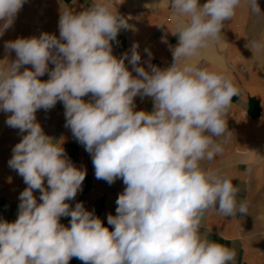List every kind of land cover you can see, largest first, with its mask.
<instances>
[{"label":"clouds","instance_id":"obj_1","mask_svg":"<svg viewBox=\"0 0 264 264\" xmlns=\"http://www.w3.org/2000/svg\"><path fill=\"white\" fill-rule=\"evenodd\" d=\"M25 3L0 0V36L13 27ZM241 3L170 0L177 20L167 29L178 44L165 69L139 66L137 43L130 58L112 54L110 42L129 27L112 0H92L78 13L66 6L59 38L44 32L5 42L16 59L0 64V111L11 113L8 126L27 133L9 160L27 187L19 196L17 219H0V264H69L73 257L83 264H232L235 251L209 241L201 220L209 210L226 217L247 214L248 205L238 203L239 189L230 178L202 162L222 153L216 138L231 134L225 117L239 89L225 74L190 61L220 38ZM249 3L261 14L257 0ZM145 7L155 9L158 2ZM252 47L264 49V43L253 41ZM25 65L31 69L21 71ZM45 73L49 78L42 81ZM138 95L152 98V112L135 110ZM58 101L65 108V127L92 156L96 178L109 184L122 178L126 186L116 215L107 216L113 230L82 202L74 208L67 202L82 189L86 170L69 160L63 138L49 137L36 120L37 110ZM69 216L66 227L60 219Z\"/></svg>","mask_w":264,"mask_h":264},{"label":"crops","instance_id":"obj_2","mask_svg":"<svg viewBox=\"0 0 264 264\" xmlns=\"http://www.w3.org/2000/svg\"><path fill=\"white\" fill-rule=\"evenodd\" d=\"M154 2H158L157 8L145 7ZM206 2L207 0H199L201 5ZM30 3L36 14L40 11L43 13L42 24L49 25L50 34H54V31L59 33L61 10L67 6L78 13L89 7L92 0H31ZM112 3L113 9L117 8L118 13L129 25L119 31L116 40L110 42L112 54L120 58L128 53L130 58L132 45L137 43L141 56L139 66L144 67L146 71H150L149 64L161 69L170 67L173 63L171 48L178 44V37L167 29L177 20L170 8V0H112ZM242 9L243 3L236 9L234 17L225 21L220 38L208 48L202 49L199 56L193 57L190 62L197 63L200 68L225 74L239 89L225 117L227 130L231 134L216 138L223 151L211 162L203 161L202 167L218 171L230 178L239 189L238 203L245 202L248 205V213L226 217L217 211L209 210L201 220V232L209 241H216L235 251L236 257L232 264H264V93L254 77L250 80L243 79L239 71L240 61L246 50L241 33ZM27 22L34 24L33 21ZM229 31L239 32L242 43H236V37L233 38ZM162 37H166L167 43L162 42ZM146 49L151 52V57ZM125 65L133 76L137 75L128 59L125 60ZM24 68L31 69V66L25 65L21 71ZM83 99L85 102L90 101L91 94ZM134 103L136 111H153L151 97L141 98L138 95L134 98ZM51 109L37 110V122L45 120L46 116L52 117L47 132L44 133L55 140L63 138L62 146L69 160L77 168L86 170L82 189L78 191L75 199L67 202L72 208L77 202H82L86 210L94 212L105 227L113 230L107 223V216L116 215V200L126 187L122 178L112 184L97 179L91 154L76 140L71 129L65 127L63 103L58 101L56 110ZM10 115L11 113L0 111V219L14 222L18 216L20 193L27 185L23 177L9 166V160L13 155L14 146L27 133L18 132V129L8 126L6 120ZM44 183L47 187L46 180ZM33 195L38 203L42 202L38 190L34 191ZM70 219V216L61 217L60 223L70 227ZM69 264L83 262L73 257Z\"/></svg>","mask_w":264,"mask_h":264},{"label":"rangeland","instance_id":"obj_3","mask_svg":"<svg viewBox=\"0 0 264 264\" xmlns=\"http://www.w3.org/2000/svg\"><path fill=\"white\" fill-rule=\"evenodd\" d=\"M30 1L31 0H26V3L15 19L13 27L9 28L3 36H0V64H6L7 61L4 60L6 58L9 62L16 59L14 51L10 53L6 51L4 47L6 41L15 40L17 38L33 37L36 32V28H38L41 33H51L49 25H44V23L42 24V22H44V19H42L43 13L40 11L39 14H36L33 5L30 7ZM242 3L243 28L241 33L243 39L245 40L243 47L246 50L243 57L241 58L239 71L243 79L250 80L254 77L257 80L262 92L264 93V49L256 50L252 47L253 41H260L261 43H264V0H257L261 14H256L251 11L249 0H242ZM32 13L34 15L33 17ZM26 20L33 21L34 24L27 22ZM24 23L30 25L27 26ZM228 33L231 34L233 38L236 37V39H234L236 43H242L240 37L238 36L239 32L234 33L233 31H229ZM54 35L59 38V33H57V31H54ZM252 38H254V40ZM246 45H248V47H246ZM52 68H54V65L49 63V69L51 70ZM48 78L49 76L47 73L40 77L42 81H46ZM56 108L57 103L52 109L56 110ZM44 119L45 120L41 121L40 124L43 131L47 132V127L50 125L52 117L46 116ZM18 132H20L19 129Z\"/></svg>","mask_w":264,"mask_h":264},{"label":"bare ground","instance_id":"obj_4","mask_svg":"<svg viewBox=\"0 0 264 264\" xmlns=\"http://www.w3.org/2000/svg\"><path fill=\"white\" fill-rule=\"evenodd\" d=\"M40 33H41V31L38 28H36V32L33 36L38 38L40 36Z\"/></svg>","mask_w":264,"mask_h":264}]
</instances>
